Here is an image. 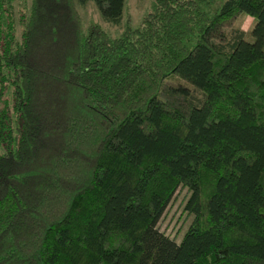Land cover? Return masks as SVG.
<instances>
[{
    "label": "trees",
    "instance_id": "obj_1",
    "mask_svg": "<svg viewBox=\"0 0 264 264\" xmlns=\"http://www.w3.org/2000/svg\"><path fill=\"white\" fill-rule=\"evenodd\" d=\"M88 1L0 0V264H264V0Z\"/></svg>",
    "mask_w": 264,
    "mask_h": 264
},
{
    "label": "rangeland",
    "instance_id": "obj_2",
    "mask_svg": "<svg viewBox=\"0 0 264 264\" xmlns=\"http://www.w3.org/2000/svg\"><path fill=\"white\" fill-rule=\"evenodd\" d=\"M226 1L227 0H210V9L215 10L220 8ZM154 3L155 0H125L123 20L120 25H113L105 22L101 12L92 1H88L84 5L80 4L79 11L84 18L86 26L100 24L104 26L113 37H119L124 30V26L127 24H129L132 28H138L144 16L153 10ZM255 23L256 20L254 18H251L245 14L238 20L235 29L245 31L247 40L253 42L254 38L251 34V31ZM167 84L173 87L186 86L194 97L198 99L202 98V94L200 92L196 91L192 87L187 86L180 80L175 78L170 79L168 80ZM189 196L190 192L187 189H181L175 196L174 200L158 224L159 231L171 239L176 240L177 243L181 242L183 236L188 231L194 220L193 216H190L187 214V212H185V206Z\"/></svg>",
    "mask_w": 264,
    "mask_h": 264
}]
</instances>
